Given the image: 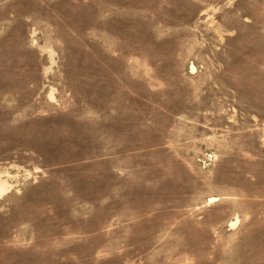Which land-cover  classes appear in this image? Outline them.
I'll return each mask as SVG.
<instances>
[{
	"label": "rangeland",
	"instance_id": "1",
	"mask_svg": "<svg viewBox=\"0 0 264 264\" xmlns=\"http://www.w3.org/2000/svg\"><path fill=\"white\" fill-rule=\"evenodd\" d=\"M0 264H264V0H0Z\"/></svg>",
	"mask_w": 264,
	"mask_h": 264
}]
</instances>
